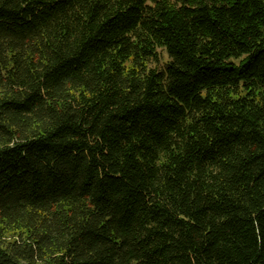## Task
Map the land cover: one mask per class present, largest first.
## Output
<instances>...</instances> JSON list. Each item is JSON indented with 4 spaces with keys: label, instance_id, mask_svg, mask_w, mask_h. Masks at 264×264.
Returning a JSON list of instances; mask_svg holds the SVG:
<instances>
[{
    "label": "trees",
    "instance_id": "obj_1",
    "mask_svg": "<svg viewBox=\"0 0 264 264\" xmlns=\"http://www.w3.org/2000/svg\"><path fill=\"white\" fill-rule=\"evenodd\" d=\"M0 264H264V0H0Z\"/></svg>",
    "mask_w": 264,
    "mask_h": 264
}]
</instances>
